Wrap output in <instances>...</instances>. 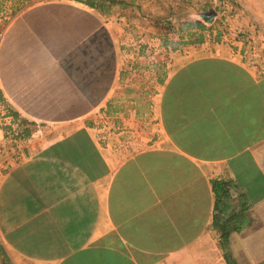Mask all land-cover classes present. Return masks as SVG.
Here are the masks:
<instances>
[{
	"label": "crops",
	"instance_id": "obj_1",
	"mask_svg": "<svg viewBox=\"0 0 264 264\" xmlns=\"http://www.w3.org/2000/svg\"><path fill=\"white\" fill-rule=\"evenodd\" d=\"M116 29L78 0L39 1L5 26L6 128L34 122L0 154L6 264H264V91L248 88L264 76L241 44L202 42L170 64L164 33L126 57ZM208 60L232 65L215 77L231 92L181 96V72Z\"/></svg>",
	"mask_w": 264,
	"mask_h": 264
},
{
	"label": "rangeland",
	"instance_id": "obj_2",
	"mask_svg": "<svg viewBox=\"0 0 264 264\" xmlns=\"http://www.w3.org/2000/svg\"><path fill=\"white\" fill-rule=\"evenodd\" d=\"M39 1L44 0H0V27L5 28L16 15ZM127 1L129 4L126 7L112 6L109 11L102 13L107 23L111 25L115 23L117 26L115 34L126 57L132 52L141 53L139 50L146 52L150 47H156L157 42L162 39L161 33H164L167 37L164 47L171 55L170 64H173L174 56L172 55H179V53L187 55L184 52L181 53V50H185L188 46L202 48V42L206 43L204 48L208 49H213L217 45L238 48V44H241L246 61L257 75L264 76V0ZM203 15L212 17L211 21L205 23V28L194 25L185 26L183 23L202 21ZM162 21L164 23L161 25ZM151 34L155 39H151ZM198 35L202 36V41L187 42L189 37L194 39ZM188 59L190 57L181 58V64ZM133 60L127 58L124 64L130 82H133L135 70L140 65L138 58ZM128 72L130 74H127ZM148 78L152 79L151 74ZM115 92L116 97H123L125 93L124 89H117ZM32 123L23 124L16 133L5 127L6 139L12 140V134L16 137H26L23 135V129L30 128ZM36 128L38 129L39 126H34L32 131ZM5 147L3 146L2 149L4 150Z\"/></svg>",
	"mask_w": 264,
	"mask_h": 264
},
{
	"label": "trees",
	"instance_id": "obj_3",
	"mask_svg": "<svg viewBox=\"0 0 264 264\" xmlns=\"http://www.w3.org/2000/svg\"><path fill=\"white\" fill-rule=\"evenodd\" d=\"M86 5H89L91 7L96 8L99 10L101 13L107 12L110 10L112 6H121V7H126L128 6V1L127 0H78ZM203 20L202 21H185L183 22L185 26L189 25H194L198 28H205V23L208 21L212 20V17L203 15ZM191 35V34H189ZM202 36L198 35L197 38H190L187 40V42H193L197 41L200 42L202 41ZM202 65H207V68L204 73L196 71L194 67L187 68L185 71L181 72V96H188V97H194L197 96L195 91L198 88H201V93H198V95L206 96H214L215 93L217 92V88H221L224 91H226L228 94L231 92V86H230V80L232 77L223 79V80H218L216 81V67L217 65L221 70H225L227 68L232 67L231 64L224 62V61H219V60H208V63H204ZM234 84H237L238 81L237 79L233 80ZM239 85V83H238ZM247 86H244L243 89H246ZM249 92H250V98L255 97L257 100L260 99L259 96H257V92H260V88L262 91H264V80L259 82L258 84H255L254 82L251 81V85L248 86ZM209 89H212V94H209ZM207 93V94H206ZM11 115L14 117L17 116V113L11 110L10 112ZM253 116H251V122H253ZM23 124H27L28 121L26 120H21ZM31 132V129L29 127H25L23 129V135L27 136ZM0 255H1V264H6V258L5 254L3 253V250L0 248Z\"/></svg>",
	"mask_w": 264,
	"mask_h": 264
},
{
	"label": "built area",
	"instance_id": "obj_4",
	"mask_svg": "<svg viewBox=\"0 0 264 264\" xmlns=\"http://www.w3.org/2000/svg\"><path fill=\"white\" fill-rule=\"evenodd\" d=\"M4 27H0V42L4 33ZM8 121L7 105L0 99V154L2 153L5 137V127ZM1 166V160H0Z\"/></svg>",
	"mask_w": 264,
	"mask_h": 264
}]
</instances>
